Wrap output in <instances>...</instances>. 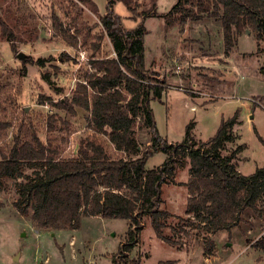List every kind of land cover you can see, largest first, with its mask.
Here are the masks:
<instances>
[{"label": "rangeland", "instance_id": "rangeland-1", "mask_svg": "<svg viewBox=\"0 0 264 264\" xmlns=\"http://www.w3.org/2000/svg\"><path fill=\"white\" fill-rule=\"evenodd\" d=\"M129 2L130 8L123 0H0V17L17 39L15 51L0 26V146L7 147L19 124L28 128L30 123L64 158L75 156L84 140L96 136L106 141L105 135L91 130L90 110L75 103L74 112H68L55 105L83 97V84L91 107L93 90L88 82L97 72L93 62L116 57L100 21L110 4L125 29L143 24L148 30L147 73L167 85L162 97L151 101L160 134L170 142L182 141L186 126L195 122L196 137L207 141L223 118L238 111L239 138L224 154L243 144L240 172L250 175L263 167L264 142L257 134L264 139V52L256 34H241L238 44L226 52L223 28L215 17L184 19V13L174 9L178 0ZM182 6L197 9L192 0H183ZM20 52L26 54L25 60L18 58ZM29 58H42L45 65L29 63ZM136 137L142 145L140 156L150 146L148 129L137 127ZM109 149L114 157H127L112 144ZM165 158L163 152L153 154L147 168L161 165ZM188 162L178 167L176 180L188 178ZM23 169L33 173L26 164ZM185 195L181 185L163 186L162 208L174 213L166 220L164 233L173 242L158 238L146 216L137 245L120 253L130 227L127 219L83 216L78 229L39 230L17 212L15 180H7L0 191V264H259V255L264 261V249H246L247 238L252 241L259 234L261 219L264 228V217L248 209L239 226L209 236L196 219L190 222ZM248 227L253 234H248ZM213 238L216 248L210 255Z\"/></svg>", "mask_w": 264, "mask_h": 264}, {"label": "trees", "instance_id": "trees-1", "mask_svg": "<svg viewBox=\"0 0 264 264\" xmlns=\"http://www.w3.org/2000/svg\"><path fill=\"white\" fill-rule=\"evenodd\" d=\"M123 1L130 8L129 0ZM182 3L183 0H178L174 9L184 13V19L207 15L220 20L226 52L248 30L256 34L264 52V0H192L196 11L183 7ZM100 21L116 57L93 62L97 72L90 75L88 82L93 90L91 107L88 88L83 84H80L83 97H75L72 103L59 101L55 106L74 112L76 103L90 110L91 130L107 139L101 141L94 136L84 140L75 156L64 158L58 147L49 138L43 139L32 123L28 128L19 124L7 147L0 146V191L7 180H15L17 212L28 218L33 227L53 231L78 229L83 216L127 219L130 227L120 253L137 245L144 228L143 219L150 216L158 238L173 242L164 233L166 220L172 214L162 208V188L174 182L178 167L188 159L190 177L182 184L190 194L186 206V213L193 218L190 222L196 219L213 236L239 226L248 209L264 217V166L250 175L239 171L237 160L244 150L243 144L224 154L228 145L239 138L235 130L240 122L239 112L223 118L216 134L207 141L196 137V124L191 122L186 126L184 140L170 142L160 134L151 106L152 99L161 98L167 85L147 73L146 26L125 29L121 15L110 4ZM0 26L2 36L16 51V35L1 17ZM28 62L45 65L42 58L36 61L29 58ZM137 127L148 129L150 134V146L140 156L142 145L136 137ZM109 144L127 157H114ZM157 152L166 155L164 162L147 168L149 158ZM24 164L33 173H25ZM210 244L207 253L213 255L214 239ZM255 246L264 249V236Z\"/></svg>", "mask_w": 264, "mask_h": 264}, {"label": "crops", "instance_id": "crops-1", "mask_svg": "<svg viewBox=\"0 0 264 264\" xmlns=\"http://www.w3.org/2000/svg\"><path fill=\"white\" fill-rule=\"evenodd\" d=\"M252 117H254L253 115H252ZM240 121V120H239ZM235 130H236V127H235ZM238 161V160H237ZM238 164H239V162H238ZM189 169H190V165L188 164V178L187 179H185V180H176V175H175V177H174V182L173 183H170L171 185H181V186H183V187H185L186 188V200H185V203H187V200H188V197H189V192H188V190H187V187L184 185V184H182V183H185V182H187L188 181V179H189V177H190V174H189ZM178 171V170H177ZM240 171V170H239ZM242 173V172H241ZM176 174H177V172H176ZM170 184H166V185H170ZM162 190H163V188H162ZM163 197V196H162ZM163 200H164V202H163V205L164 204H166V200L163 198ZM168 209V208H167ZM166 209V210H167ZM168 211L169 212H171L172 213V215L174 216V213L171 211V210H169L168 209ZM185 211H186V209H185ZM186 215H188L187 213H186ZM97 216H101V215H97ZM188 216H190V215H188ZM23 217V216H22ZM24 218V217H23ZM28 220V219H27ZM30 222V224H32L31 223V221H29ZM253 222V220L252 221H250L249 220V224L250 223H252ZM31 226H33V225H31ZM259 228H260V232H259V234H257L256 236V238L254 239V240H252V241H249V239L250 238H252V237H248L247 238V245H246V249H248V248H252V247H254L255 245H254V242L255 241H258L262 236H264V228H262V219H261V223H260V225H259ZM59 231H61V230H59ZM253 232H254V230L252 229V227H248V234H253ZM215 235L216 234H214L213 235V237H215ZM214 239V238H213ZM21 254L19 255V256H17V258L16 259H20L21 258ZM259 258V259H258ZM258 258H257V261L259 262V264L261 263V264H264V261H260L261 260V258H262V255H259L258 256Z\"/></svg>", "mask_w": 264, "mask_h": 264}, {"label": "water", "instance_id": "water-1", "mask_svg": "<svg viewBox=\"0 0 264 264\" xmlns=\"http://www.w3.org/2000/svg\"><path fill=\"white\" fill-rule=\"evenodd\" d=\"M247 33H250V31L248 30ZM26 54L23 52L18 53V58L21 60H25Z\"/></svg>", "mask_w": 264, "mask_h": 264}]
</instances>
